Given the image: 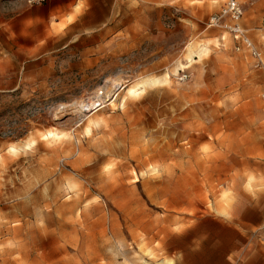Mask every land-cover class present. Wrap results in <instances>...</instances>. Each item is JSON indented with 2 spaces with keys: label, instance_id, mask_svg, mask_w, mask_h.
Listing matches in <instances>:
<instances>
[{
  "label": "rangeland",
  "instance_id": "rangeland-1",
  "mask_svg": "<svg viewBox=\"0 0 264 264\" xmlns=\"http://www.w3.org/2000/svg\"><path fill=\"white\" fill-rule=\"evenodd\" d=\"M237 1L264 52V0ZM225 2L124 0L106 51L40 67L0 40V264L161 262L203 215L260 222L264 70L211 25Z\"/></svg>",
  "mask_w": 264,
  "mask_h": 264
},
{
  "label": "crops",
  "instance_id": "crops-1",
  "mask_svg": "<svg viewBox=\"0 0 264 264\" xmlns=\"http://www.w3.org/2000/svg\"><path fill=\"white\" fill-rule=\"evenodd\" d=\"M145 2L152 4L153 0ZM158 2L160 9L171 5L170 0ZM145 6L154 9V5ZM123 9L124 0H49L40 6L10 0L0 8V19L5 17L0 24L1 53L5 57H20L24 63L38 61L40 67L46 57L62 49L106 51L108 35L116 37L122 29ZM112 17L114 27L110 28ZM150 21L153 22L152 16ZM223 31L221 42L230 41L235 52L231 35ZM237 54L250 60L253 66L247 53ZM252 208L264 215V202ZM261 219L259 223H250L241 216L203 215L172 232L168 259L147 264H264V216Z\"/></svg>",
  "mask_w": 264,
  "mask_h": 264
},
{
  "label": "built area",
  "instance_id": "built-area-1",
  "mask_svg": "<svg viewBox=\"0 0 264 264\" xmlns=\"http://www.w3.org/2000/svg\"><path fill=\"white\" fill-rule=\"evenodd\" d=\"M49 0H25L29 6H40ZM244 11L237 0H227L221 11L216 14L211 25L228 32L234 41L236 53H247L253 59L254 69H263V52L255 45L248 31L242 24Z\"/></svg>",
  "mask_w": 264,
  "mask_h": 264
},
{
  "label": "bare ground",
  "instance_id": "bare-ground-1",
  "mask_svg": "<svg viewBox=\"0 0 264 264\" xmlns=\"http://www.w3.org/2000/svg\"><path fill=\"white\" fill-rule=\"evenodd\" d=\"M132 92H133V91H132ZM132 92H131V93H132Z\"/></svg>",
  "mask_w": 264,
  "mask_h": 264
}]
</instances>
